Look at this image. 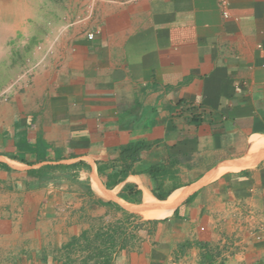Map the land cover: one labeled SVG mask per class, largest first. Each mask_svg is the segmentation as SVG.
Wrapping results in <instances>:
<instances>
[{
	"label": "crops",
	"instance_id": "crops-1",
	"mask_svg": "<svg viewBox=\"0 0 264 264\" xmlns=\"http://www.w3.org/2000/svg\"><path fill=\"white\" fill-rule=\"evenodd\" d=\"M87 3L0 92V264H264V0Z\"/></svg>",
	"mask_w": 264,
	"mask_h": 264
},
{
	"label": "rangeland",
	"instance_id": "rangeland-1",
	"mask_svg": "<svg viewBox=\"0 0 264 264\" xmlns=\"http://www.w3.org/2000/svg\"><path fill=\"white\" fill-rule=\"evenodd\" d=\"M82 0H0V92L26 71L43 35ZM92 0H88L89 7ZM58 19V20H57Z\"/></svg>",
	"mask_w": 264,
	"mask_h": 264
},
{
	"label": "trees",
	"instance_id": "trees-1",
	"mask_svg": "<svg viewBox=\"0 0 264 264\" xmlns=\"http://www.w3.org/2000/svg\"><path fill=\"white\" fill-rule=\"evenodd\" d=\"M203 254L201 256L202 264H213L215 260L220 256L218 248H213L208 245L203 246Z\"/></svg>",
	"mask_w": 264,
	"mask_h": 264
},
{
	"label": "built area",
	"instance_id": "built-area-1",
	"mask_svg": "<svg viewBox=\"0 0 264 264\" xmlns=\"http://www.w3.org/2000/svg\"><path fill=\"white\" fill-rule=\"evenodd\" d=\"M92 1H94V0H92ZM221 1L224 2L225 0H221ZM90 5H91V10H93V4H90ZM94 37H95V34L94 33L89 34V39L90 40H93Z\"/></svg>",
	"mask_w": 264,
	"mask_h": 264
},
{
	"label": "clouds",
	"instance_id": "clouds-1",
	"mask_svg": "<svg viewBox=\"0 0 264 264\" xmlns=\"http://www.w3.org/2000/svg\"><path fill=\"white\" fill-rule=\"evenodd\" d=\"M67 26H64V28L61 29V32L66 31ZM37 67H39V63L37 64Z\"/></svg>",
	"mask_w": 264,
	"mask_h": 264
}]
</instances>
